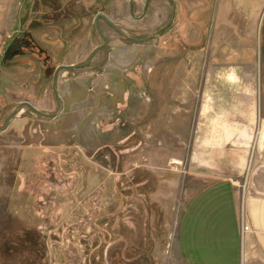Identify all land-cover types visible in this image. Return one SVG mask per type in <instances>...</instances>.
<instances>
[{"label":"rangeland","instance_id":"374dc122","mask_svg":"<svg viewBox=\"0 0 264 264\" xmlns=\"http://www.w3.org/2000/svg\"><path fill=\"white\" fill-rule=\"evenodd\" d=\"M172 1L161 34L169 0H0V128L55 115L0 129V264H167L191 178L264 141V14L234 42L229 0ZM97 14L160 36L99 18L58 104Z\"/></svg>","mask_w":264,"mask_h":264},{"label":"crops","instance_id":"0c3cea01","mask_svg":"<svg viewBox=\"0 0 264 264\" xmlns=\"http://www.w3.org/2000/svg\"><path fill=\"white\" fill-rule=\"evenodd\" d=\"M222 5L221 10L217 6L215 9L220 27L213 28V34L221 38L227 31L226 37L234 42L253 41L264 14V0H229ZM8 6L5 2L1 5L2 17L6 16ZM248 48V54L255 56L253 45ZM244 131L252 144L250 139L254 134ZM256 136L264 134L259 132ZM262 142L256 140L252 145H244L240 151L243 157L238 156V162L232 165L223 160L221 173L213 166V171L207 169L204 178H191L203 186L191 187L184 194L185 202L177 211L167 264H264Z\"/></svg>","mask_w":264,"mask_h":264},{"label":"water","instance_id":"95a60500","mask_svg":"<svg viewBox=\"0 0 264 264\" xmlns=\"http://www.w3.org/2000/svg\"><path fill=\"white\" fill-rule=\"evenodd\" d=\"M150 0H147L146 1V5L148 4ZM170 2H172V4L174 5V10H173V15H172V18H171V21L169 23V25L161 31V34H163L168 28L171 27V25L173 24L174 22V19H175V12H176V8H175V4L173 3L172 0H169ZM129 9H130V14L131 16L132 15V10H133V0H130L129 2ZM146 11V9H145ZM98 18H103L112 28L115 32H117L123 39H125L126 41H129V42H133V43H145V42H149V41H152L154 40L155 38L159 37L160 35H154V36H150V37H146V38H143V39H134V38H131L129 37L123 30H121L118 26H116L112 21H110L106 16L102 15V14H99L95 17L94 21H93V25H94V28L95 30L97 31V33L102 37L104 38L105 42L104 44H102L101 46L97 47L92 53L91 55L89 56V59L88 61L81 65V66H59L58 68H56L55 72H54V76H53V92H54V95H55V98L58 102V104H60V99H59V96H58V93H57V90H56V83H57V77H58V73L65 69V70H77V69H83L85 67H87L93 60L95 54L97 53V51L105 48L107 46V42H108V39L107 37L102 33V31L100 30L99 26H98V23H97V19ZM23 106H27L30 110H32L35 114L39 115V116H42V117H47V118H53L55 117V115H46V114H43V113H40L39 111H37L33 106H31L30 104L28 103H22L20 104V106H18L15 110H13L7 120H6V124H5V128L8 126L9 124V121L11 120L12 116L16 113V110H19V108L23 107ZM3 129V130H4Z\"/></svg>","mask_w":264,"mask_h":264},{"label":"flooded vegetation","instance_id":"af4514ba","mask_svg":"<svg viewBox=\"0 0 264 264\" xmlns=\"http://www.w3.org/2000/svg\"><path fill=\"white\" fill-rule=\"evenodd\" d=\"M147 1V0H146ZM146 1H145V4H144V8H143V11H142V16H140L139 18H135V16H134V14H133V10H132V15L133 16H131V14H130V9H129V15H130V17L131 18H133V19H135V20H137V19H141L144 15H145V9L147 10V8H148V5H149V3L151 2V1H153V0H150L149 2H148V4L146 5ZM129 2H130V0H129ZM133 5H134V0H133ZM173 10H174V5H173ZM97 15H99V14H97ZM96 15V16H97ZM172 15H173V13H172ZM172 18V17H171ZM95 19V18H94ZM99 19V18H98ZM98 19H97V21H98ZM100 19H103V18H100ZM104 20V19H103ZM94 21V20H93ZM105 21V20H104ZM106 22V21H105ZM98 23V22H97ZM107 23V22H106ZM108 24V23H107ZM109 25V24H108ZM169 25V24H168ZM167 25V26H168ZM94 26V25H93ZM110 26V25H109ZM166 26V27H167ZM111 27V26H110ZM112 28V27H111ZM113 29V28H112ZM97 32V31H96ZM103 40H104V38H103ZM104 42H105V40L103 41V43L102 44H104ZM107 44H108V42H107ZM101 46V45H100ZM91 55V54H90ZM89 59V58H88ZM53 76H54V74H53ZM58 78V77H57ZM53 77H52V84H51V90H52V92H53ZM53 94H54V92H53ZM54 97H55V95H54ZM38 111V110H37ZM41 113V112H40ZM6 124V123H5ZM5 128V125H4V127L3 128H0L1 130H3Z\"/></svg>","mask_w":264,"mask_h":264},{"label":"built area","instance_id":"2783aa9c","mask_svg":"<svg viewBox=\"0 0 264 264\" xmlns=\"http://www.w3.org/2000/svg\"><path fill=\"white\" fill-rule=\"evenodd\" d=\"M243 230H247V228H246V227H244V228H243Z\"/></svg>","mask_w":264,"mask_h":264}]
</instances>
